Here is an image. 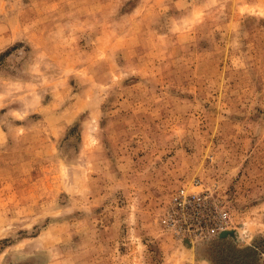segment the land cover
<instances>
[{"label":"rangeland","instance_id":"obj_1","mask_svg":"<svg viewBox=\"0 0 264 264\" xmlns=\"http://www.w3.org/2000/svg\"><path fill=\"white\" fill-rule=\"evenodd\" d=\"M183 186L227 235L171 223ZM249 249L264 264V0H0V264Z\"/></svg>","mask_w":264,"mask_h":264},{"label":"built area","instance_id":"obj_2","mask_svg":"<svg viewBox=\"0 0 264 264\" xmlns=\"http://www.w3.org/2000/svg\"><path fill=\"white\" fill-rule=\"evenodd\" d=\"M198 187V182L191 184L192 189ZM170 220L173 225L180 223L179 231L201 238L217 236L228 225L227 215L221 213L209 193L191 191L186 186L180 188L172 198Z\"/></svg>","mask_w":264,"mask_h":264},{"label":"trees","instance_id":"obj_3","mask_svg":"<svg viewBox=\"0 0 264 264\" xmlns=\"http://www.w3.org/2000/svg\"><path fill=\"white\" fill-rule=\"evenodd\" d=\"M248 251H249L250 256H251V263L250 264H257L259 257L257 255L256 251H254L252 249L251 250L249 249Z\"/></svg>","mask_w":264,"mask_h":264},{"label":"water","instance_id":"obj_4","mask_svg":"<svg viewBox=\"0 0 264 264\" xmlns=\"http://www.w3.org/2000/svg\"><path fill=\"white\" fill-rule=\"evenodd\" d=\"M227 233H228V232L223 231V232H221V233L219 234V237L222 238V237H224L225 235H227Z\"/></svg>","mask_w":264,"mask_h":264}]
</instances>
